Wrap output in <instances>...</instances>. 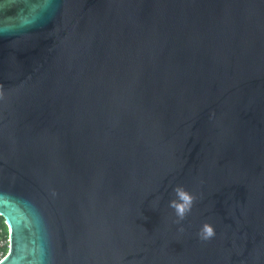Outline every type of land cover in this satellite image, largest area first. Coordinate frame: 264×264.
Returning a JSON list of instances; mask_svg holds the SVG:
<instances>
[{"label":"water","instance_id":"1","mask_svg":"<svg viewBox=\"0 0 264 264\" xmlns=\"http://www.w3.org/2000/svg\"><path fill=\"white\" fill-rule=\"evenodd\" d=\"M0 216V264H264V0H0Z\"/></svg>","mask_w":264,"mask_h":264},{"label":"clouds","instance_id":"2","mask_svg":"<svg viewBox=\"0 0 264 264\" xmlns=\"http://www.w3.org/2000/svg\"><path fill=\"white\" fill-rule=\"evenodd\" d=\"M175 192L179 201L181 202L178 203L177 201L173 200L170 202V207H172L175 210L178 217L183 219L185 214L191 209L193 197L179 187L175 189ZM213 235H214L213 228L210 225L205 224L201 230V238L209 239Z\"/></svg>","mask_w":264,"mask_h":264},{"label":"built area","instance_id":"3","mask_svg":"<svg viewBox=\"0 0 264 264\" xmlns=\"http://www.w3.org/2000/svg\"><path fill=\"white\" fill-rule=\"evenodd\" d=\"M6 224L5 220L0 219V259H2L9 248L10 235L7 233L4 228Z\"/></svg>","mask_w":264,"mask_h":264},{"label":"trees","instance_id":"4","mask_svg":"<svg viewBox=\"0 0 264 264\" xmlns=\"http://www.w3.org/2000/svg\"><path fill=\"white\" fill-rule=\"evenodd\" d=\"M0 219L4 220V218H2L1 216H0ZM4 228H5V231L8 233L9 231H8V227H7L6 224H4ZM7 252H8V249H7ZM7 252H6V253H7Z\"/></svg>","mask_w":264,"mask_h":264}]
</instances>
